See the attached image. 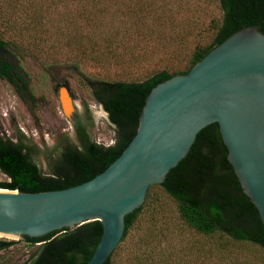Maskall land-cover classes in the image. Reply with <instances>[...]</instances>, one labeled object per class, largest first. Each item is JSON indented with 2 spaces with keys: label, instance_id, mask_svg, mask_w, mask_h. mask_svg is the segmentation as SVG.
I'll return each mask as SVG.
<instances>
[{
  "label": "trees",
  "instance_id": "16d2710c",
  "mask_svg": "<svg viewBox=\"0 0 264 264\" xmlns=\"http://www.w3.org/2000/svg\"><path fill=\"white\" fill-rule=\"evenodd\" d=\"M157 1L161 0H0V79L23 103L34 99L20 66L21 53L30 52L40 60V49L70 50L77 59L73 68L88 61L99 70L114 73L111 80L105 74L102 78L86 77L92 81L93 101L106 113L112 128V143L97 144L80 124L75 125L76 143L63 139L53 151L45 152L46 170L42 171L31 160L32 143L20 134L14 141L0 137V173L6 179L0 182V189L39 193L92 179L118 157L135 134L151 88L174 75H185L241 29L255 28L264 35V0H216L220 17L211 19L197 35L185 58L156 60L153 49L165 40L157 25L163 22L155 9ZM180 5L188 11L185 2ZM123 221L121 239L103 264H113L126 240L138 247L158 236L165 238L168 229L161 232L159 226L174 221L196 238L216 244L217 250L232 241L255 245L264 252L258 213L227 161L216 124L196 134L185 157L167 172L162 183L147 188L142 204ZM100 235V222L91 221L38 243L0 238V252L22 243L32 251L19 264H86ZM145 251L148 264H153L152 250ZM131 260L140 263L138 255ZM0 264L13 263L0 258Z\"/></svg>",
  "mask_w": 264,
  "mask_h": 264
},
{
  "label": "water",
  "instance_id": "95a60500",
  "mask_svg": "<svg viewBox=\"0 0 264 264\" xmlns=\"http://www.w3.org/2000/svg\"><path fill=\"white\" fill-rule=\"evenodd\" d=\"M58 101L69 118L74 105L66 88L58 89ZM210 124L217 125L227 161L264 231V35L247 27L185 75L151 88L135 134L92 179L39 193L0 189V238L38 243L98 221L101 235L86 264H103L121 239L125 215L142 204L149 186L164 181Z\"/></svg>",
  "mask_w": 264,
  "mask_h": 264
},
{
  "label": "rangeland",
  "instance_id": "374dc122",
  "mask_svg": "<svg viewBox=\"0 0 264 264\" xmlns=\"http://www.w3.org/2000/svg\"><path fill=\"white\" fill-rule=\"evenodd\" d=\"M157 2L155 9L163 21L157 25L163 29L165 40L153 49L156 60L158 57L162 60H183L192 49L197 35L204 32L211 19L220 17L216 0ZM183 2L188 11L180 9ZM203 39H207L206 34ZM37 53L40 60L31 57L30 52L19 55L33 101L23 103L11 86L0 79V137L14 141L16 136L22 135L34 147L31 160L45 171V152L53 151L63 139L76 143L75 125L80 124L97 144L107 146L112 143V128L99 105L93 101L92 81L86 77L102 78L106 75L111 80L114 73L112 70H99L88 61H82L76 65L77 68H73V61L77 59L73 58L70 50L63 49L57 53L43 48ZM60 87L66 88L74 105L69 118L63 115L60 108ZM4 180L5 177L0 173V182ZM165 229H168L165 238L158 236L147 245L135 247L133 241L126 240L112 263L134 264L131 257L135 254L139 256V264H148L145 250H152L153 264H264V252L255 245L226 241V245L217 250L216 244L196 238L175 221L168 226H159L161 232ZM31 251L22 243H16L7 252H0V258L19 264L27 259Z\"/></svg>",
  "mask_w": 264,
  "mask_h": 264
}]
</instances>
